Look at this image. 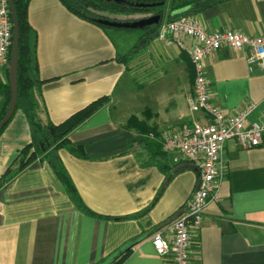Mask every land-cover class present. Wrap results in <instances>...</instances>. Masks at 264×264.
Returning <instances> with one entry per match:
<instances>
[{
  "label": "crops",
  "instance_id": "0c3cea01",
  "mask_svg": "<svg viewBox=\"0 0 264 264\" xmlns=\"http://www.w3.org/2000/svg\"><path fill=\"white\" fill-rule=\"evenodd\" d=\"M165 2L161 24L171 0ZM27 12L42 81L31 97L40 106L41 122L59 124L94 100L109 98L69 134L85 158L65 149L58 156L92 213L123 219L83 214L48 163L35 161L0 189V264H112L126 251L120 264H167L150 238L185 205L196 171L183 160L174 163L176 153L166 155L164 171L148 163L149 152L129 144L142 136L125 125L135 116L159 138L192 118L205 120L188 110L194 75L187 55L155 38L126 65L117 57L129 52L140 31L99 27L73 15L60 0H30ZM196 19L208 32L264 37V0L224 1ZM205 72L213 105L233 114L255 103L250 119H258L264 74L248 71L245 51L221 49L205 59ZM133 77L142 81L144 104L137 114H124L113 95ZM5 81L3 71L0 82ZM3 101L0 95V113ZM29 142L28 123L17 111L0 133V177ZM223 160L226 174L190 240L189 264H264V133L262 145L251 150L227 141Z\"/></svg>",
  "mask_w": 264,
  "mask_h": 264
},
{
  "label": "built area",
  "instance_id": "2783aa9c",
  "mask_svg": "<svg viewBox=\"0 0 264 264\" xmlns=\"http://www.w3.org/2000/svg\"><path fill=\"white\" fill-rule=\"evenodd\" d=\"M156 40L173 44L187 55L194 75L188 110L192 116L201 113L205 119L192 118L188 124L159 138L148 134L149 139L160 144L163 153L178 155L174 163L183 160L196 171L197 182L185 205L150 238L156 255L167 264H189L190 240L200 228L206 205L216 198L226 174L225 143L234 141L243 150H251L262 145L264 133V108L257 120H251L258 107L255 103L228 114L210 102L205 59L221 49L245 51L248 71L264 74V37L234 31L208 32L196 16H185L163 23ZM11 41L8 0H0V73L8 64Z\"/></svg>",
  "mask_w": 264,
  "mask_h": 264
},
{
  "label": "trees",
  "instance_id": "16d2710c",
  "mask_svg": "<svg viewBox=\"0 0 264 264\" xmlns=\"http://www.w3.org/2000/svg\"><path fill=\"white\" fill-rule=\"evenodd\" d=\"M29 1L13 0V7L18 25V97L15 113L20 111L24 115L30 130V142L18 150L14 160L0 177V189L8 186L20 172L35 161H46L63 185L71 202L80 212L90 217L121 220L123 218L96 215L84 205L58 156L60 149H66L74 157L85 158L82 148L74 146L69 141V134L99 108L107 104L109 98L100 97L94 100L59 124L51 122L43 124L38 117L40 106L31 97V92L34 88L39 87L42 81L38 77L36 35L28 23ZM224 1L228 0H171L166 22L175 21L185 16H198L210 7ZM60 2L73 15L99 27L140 31V36L129 52L117 57L120 63L126 65L156 38L162 25L163 11L161 8L166 4L165 0H60ZM4 73L6 81L5 83L0 82V95L4 100L0 120L4 117L10 100L8 64ZM126 127L135 129L142 136L140 139L129 141V144L141 145L150 154L148 163L156 165L164 171L167 161L166 154L161 151L157 141L148 138V128L144 123L135 116H131L127 120ZM183 169L184 167L176 168L172 174ZM127 254L128 251L124 252L112 264H120Z\"/></svg>",
  "mask_w": 264,
  "mask_h": 264
},
{
  "label": "water",
  "instance_id": "95a60500",
  "mask_svg": "<svg viewBox=\"0 0 264 264\" xmlns=\"http://www.w3.org/2000/svg\"><path fill=\"white\" fill-rule=\"evenodd\" d=\"M8 8L12 21V41L8 62V86L10 90V100L4 117L0 120V133L2 129L12 119L17 105V67H18V25L16 13L13 7V0H8Z\"/></svg>",
  "mask_w": 264,
  "mask_h": 264
},
{
  "label": "rangeland",
  "instance_id": "374dc122",
  "mask_svg": "<svg viewBox=\"0 0 264 264\" xmlns=\"http://www.w3.org/2000/svg\"><path fill=\"white\" fill-rule=\"evenodd\" d=\"M134 32L137 33L136 30L126 33L130 34ZM141 82L142 81L139 78L133 77L131 83H129L127 79H124L118 85L113 96L115 97L116 101L118 100L119 103H122L125 106L126 110L123 111L124 114H127L128 112L137 114L139 110L141 111L142 105L144 104L143 89L140 86L142 84ZM116 101L114 102V104L116 103ZM125 126H127V121Z\"/></svg>",
  "mask_w": 264,
  "mask_h": 264
}]
</instances>
